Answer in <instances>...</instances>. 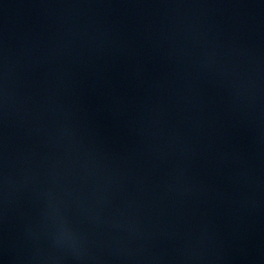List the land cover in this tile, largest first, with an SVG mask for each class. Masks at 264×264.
I'll return each instance as SVG.
<instances>
[{
    "label": "water",
    "instance_id": "95a60500",
    "mask_svg": "<svg viewBox=\"0 0 264 264\" xmlns=\"http://www.w3.org/2000/svg\"><path fill=\"white\" fill-rule=\"evenodd\" d=\"M0 264H264V0H0Z\"/></svg>",
    "mask_w": 264,
    "mask_h": 264
}]
</instances>
